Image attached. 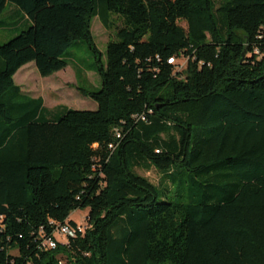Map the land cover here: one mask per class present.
<instances>
[{
    "label": "trees",
    "instance_id": "16d2710c",
    "mask_svg": "<svg viewBox=\"0 0 264 264\" xmlns=\"http://www.w3.org/2000/svg\"><path fill=\"white\" fill-rule=\"evenodd\" d=\"M216 1L0 0V29L5 12L27 28L0 46V264H264V0ZM94 18L115 30L105 62ZM77 42L96 111L15 85L29 63L63 71ZM77 210L83 232L43 249Z\"/></svg>",
    "mask_w": 264,
    "mask_h": 264
},
{
    "label": "rangeland",
    "instance_id": "374dc122",
    "mask_svg": "<svg viewBox=\"0 0 264 264\" xmlns=\"http://www.w3.org/2000/svg\"><path fill=\"white\" fill-rule=\"evenodd\" d=\"M223 0H217L216 4L219 6ZM9 10V9H8ZM3 20L7 24H14L12 27L15 30H10V27L6 29H0V46L13 39L16 35L26 31L21 21L17 17L11 16L5 12ZM116 26L120 27L121 23L116 19ZM180 26L186 28L184 23H180ZM91 33L94 39V43L103 55V62L106 59V47L110 40H115V30H106L98 18H94L91 21ZM66 59L67 67L51 77H41L35 67L34 63H29L17 77L14 76L15 83L25 91L30 97H41L44 100V106L48 110L54 109H68L73 111H89L93 112L97 110V105L90 98L84 97L79 90L85 92L98 91L101 87V81L99 76L95 72V58L91 51L88 49L84 42H77L68 51ZM178 71L184 70L186 61H178ZM56 109V110H57ZM135 173L145 179L151 184L157 187L159 202L161 201H173L164 200L162 194L165 192L163 187H169L167 181H163L162 175L151 169L144 171L141 169H135ZM164 191V192H163ZM171 195H166L170 197ZM87 210H77L70 214L69 221L76 224L81 229L86 227ZM59 243L64 242V238L59 235H55ZM11 255L16 256L15 251L11 252Z\"/></svg>",
    "mask_w": 264,
    "mask_h": 264
},
{
    "label": "built area",
    "instance_id": "2783aa9c",
    "mask_svg": "<svg viewBox=\"0 0 264 264\" xmlns=\"http://www.w3.org/2000/svg\"><path fill=\"white\" fill-rule=\"evenodd\" d=\"M176 63L177 61L174 59L168 60V64L170 65H176ZM84 229L85 228L81 229L80 227H77L76 230H74L73 228L69 227L67 224L57 226L53 238L44 239L41 243V246L43 249L46 250H54L56 248L57 243H59L55 235H59L62 238H64L65 241L62 243H65L67 238H73L75 236L76 231L83 232Z\"/></svg>",
    "mask_w": 264,
    "mask_h": 264
},
{
    "label": "crops",
    "instance_id": "0c3cea01",
    "mask_svg": "<svg viewBox=\"0 0 264 264\" xmlns=\"http://www.w3.org/2000/svg\"><path fill=\"white\" fill-rule=\"evenodd\" d=\"M13 9H14V8H13ZM11 10H12V8H11ZM13 11H15V13H17L16 10H13ZM23 69H24V68H21V69L16 73V77H17L18 73H20V71H22ZM14 83H15V80H14ZM15 85L18 86L16 83H15ZM18 87H19V86H18ZM20 88H21V87H20ZM21 91H22L24 94L26 93L25 91L22 90V88H21ZM33 98H38V97H33ZM43 101H44V100H43ZM44 107H45V106H44ZM45 108H46V107H45Z\"/></svg>",
    "mask_w": 264,
    "mask_h": 264
}]
</instances>
